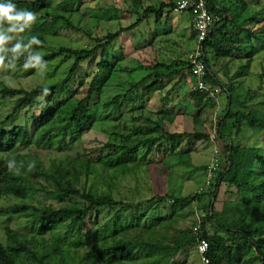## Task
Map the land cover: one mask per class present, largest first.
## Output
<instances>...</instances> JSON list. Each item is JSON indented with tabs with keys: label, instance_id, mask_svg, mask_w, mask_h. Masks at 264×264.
<instances>
[{
	"label": "trees",
	"instance_id": "1",
	"mask_svg": "<svg viewBox=\"0 0 264 264\" xmlns=\"http://www.w3.org/2000/svg\"><path fill=\"white\" fill-rule=\"evenodd\" d=\"M131 1L133 5L138 1L141 5L140 0ZM8 2L9 0H0V3ZM10 2L16 6L17 11L44 13L34 20L30 29L22 25V21L11 23L7 20L0 21V37L6 43V45L0 43V64L31 65L35 61H50L58 55L71 58V61L62 78L47 85H36L24 90L0 84V97H14L10 112L0 120V154L32 143L38 148L64 150L91 128L98 106L104 111L109 108L119 110L124 103L132 102L131 93L138 89L141 92L140 97L144 96L140 98L143 101L131 105L130 110L132 108L140 110L149 95L164 88L165 82L169 83L174 77L176 85L179 82L186 87V97L192 102V125L198 123L197 118L201 110L208 108L213 111L216 108L215 101L219 92H223L226 100L229 101H225V106L222 112L217 114L216 121L211 117V132L215 137L213 142L218 152V163L206 186V193L198 189L186 197H174L172 194L156 195L146 200L147 206L138 205L136 208L134 207L136 204L116 200L109 193H98L91 187L79 191L72 187L69 181L65 184L61 183L57 176L58 169L47 171L40 163H35L34 173L52 182L55 186L53 195L56 198L62 200L68 196H77L81 200L79 203L58 207L35 206L25 201L30 195L31 187L26 184L22 170L16 167L18 162L14 159L8 163L0 160V198L11 196L19 200L18 203L0 206V221L4 228V238L0 241V264H164L167 259H169L167 264H186L185 259H175L174 256L182 251L185 245L194 246L195 249L196 240L200 238H204L207 242L209 264L251 262L264 264V150L239 146L232 139L233 135L243 128L264 130V111L246 105L238 109L237 101H232L233 97L237 96L235 90L247 75L252 58L258 53L260 46L261 48L264 46V40L258 47L250 43L262 41L259 38L261 35L264 36V29L256 32L253 27L264 22V14H257L260 9L262 11L264 9L259 7L254 9V14L242 16L243 11L246 10L242 7L243 2L238 4L236 11L234 9L219 11L214 7V3L205 0L207 10L216 20L202 42V61L206 67L203 81L210 87H218L219 91L214 99L209 98L205 91L200 92L184 82L190 72L187 60L184 61L186 64L184 72L177 69V66L183 62L160 60L148 67L152 70L150 73L129 84L123 93L114 94L102 101L101 91L110 74L116 71L115 63L110 64L105 57L106 48L122 31H128L140 24L150 14L153 15L155 23H159L161 17L167 19L174 1L160 7H144L133 23L109 32L101 38L93 37L94 43L89 47L60 46L56 50L40 55L34 54L38 48L37 42L41 41L45 34L55 32L56 28L53 24L57 18L63 20L61 25L63 27L71 25L65 18L54 13L48 15L47 11L52 0H10ZM73 2L79 5L81 1H61L65 7H70L68 5ZM10 28L17 33L12 39L7 35V29ZM245 43L250 44L246 52L243 51ZM207 52L211 53L215 61L227 59L228 63L239 60L240 65L234 73L223 74L225 81H221L219 75L211 69L212 65L208 64ZM95 56L98 57V62L89 80L86 81L82 77L77 80L81 65ZM105 68L107 71L103 73ZM263 77L264 67L258 73L259 82ZM146 81L148 83L143 85ZM243 94L245 100L251 98L248 90L245 89ZM32 102L39 106L37 115L31 120L33 137L29 135L24 125L5 126L19 108ZM244 102L239 103L244 104ZM256 103L264 108V100ZM143 120L150 125L143 124L141 127L147 132H151L152 129L159 131L157 136H148L132 144H125L124 139L127 136L113 131L111 137L123 138V141L106 142L102 144L99 152L106 149L117 154V157L133 160L141 148L139 160L150 164L155 162L145 157L151 147L154 146L158 150L160 145H155L157 142H162V145L170 142L169 149H172L171 146L178 147L179 139L186 137L211 142L209 139L211 133L206 134L198 130L168 133L162 129L160 121L152 120L150 117H144ZM219 142L222 147L221 155ZM191 150L192 145L188 142L184 147L178 148L176 155L179 163L189 164L187 157ZM75 161L84 163L83 171L86 175L93 171V162L87 158L76 159L70 163L74 164ZM125 163L127 161L117 160L116 165ZM207 164L200 167L205 177ZM61 170L65 171V168L62 167ZM220 184H224L225 192L234 189L232 191L234 198L226 200L227 210L219 213L222 221L216 218L218 214L213 211L212 205L216 200ZM204 196L207 201L200 204ZM148 202L153 204L148 205ZM163 204L168 205L167 211H164ZM224 204L226 205L225 202ZM185 207H188L187 211L184 210ZM104 210L112 213L99 223L100 214ZM126 210H133L131 217L127 219L123 217ZM198 210L203 211L204 214L197 215ZM186 216L192 218L190 226L178 227L177 223ZM227 216L229 219H223ZM13 217L24 218L28 231L21 233L10 228L8 224ZM87 224L94 229L92 231L89 228L83 229ZM194 226H197L196 230H193ZM129 230L137 231L127 236ZM169 232H173L175 241L168 239ZM44 235L49 237L46 238ZM178 237L185 239L178 240Z\"/></svg>",
	"mask_w": 264,
	"mask_h": 264
},
{
	"label": "rangeland",
	"instance_id": "2",
	"mask_svg": "<svg viewBox=\"0 0 264 264\" xmlns=\"http://www.w3.org/2000/svg\"><path fill=\"white\" fill-rule=\"evenodd\" d=\"M61 1L62 0H52L47 13L48 15L54 13L59 17L65 18L71 26H61L63 20L57 18L56 22L53 24L56 28L55 32L45 34L43 39L37 42L38 48L34 52L35 55L56 50L60 46L69 48L89 47L94 43L92 40L93 37L101 38L109 32L128 26L133 23L139 13L141 14L142 10L139 1L136 5H133L131 0H80L81 2L79 5L73 2L68 5L70 7H65ZM233 6L232 9H234V11L239 7L238 4ZM262 9H264V6ZM254 12L255 10L253 8H248L243 11L242 16H249L254 14ZM43 13V11L36 13V18ZM257 14H264V10L262 11L260 9ZM168 19L171 21L172 26H169V21L165 24H163V22L155 23L153 15L150 14L145 18L143 23L141 22L135 25L128 31H122L106 48L107 54H105V57L110 64L114 65L115 63L116 71L110 74L101 91L100 97L102 101L114 94L123 93L129 84L150 73L152 70L148 67L153 66L157 61L164 60L167 62L174 60L175 62H183V64L177 66V69H181L182 72L185 71L186 64L184 61L191 49L187 48V51L182 50L180 53L175 52L174 54H172L173 52L171 53V50L173 47H179V39H177L179 35L181 36V40H183V36H186V41L190 42L188 36L190 17L187 13H170ZM33 23L34 20L28 24L23 22L22 25L30 29ZM253 29L256 30V32L261 31L264 29V22H262L260 26L255 25ZM168 30H173V32L169 33V38L165 33L168 32ZM153 32L159 34L157 40L163 41L167 39L176 42L174 45L171 44L172 46L170 45L169 48H166L167 55H165V57L158 56L151 48ZM162 32L164 33L162 34ZM174 32H176V34ZM16 34L17 33L14 32L12 28L7 29L9 39L15 37ZM259 39L262 41H251V45L258 47L260 45L259 43L262 44L264 36L261 35ZM4 41L3 43L6 45ZM189 44L191 45V43ZM249 46V43H245L243 51L245 50L246 52ZM184 48H186V45ZM208 57L209 52L206 53V58L209 61ZM70 61L71 58H64L58 55L50 61H35L31 65L4 66L0 64V84L24 90H29L36 85H47L62 78ZM97 62V56L89 59L88 62H84L81 65L76 79L78 80L79 77H82L84 80L88 81L90 75L96 69ZM262 67H264V46L262 48L260 46L257 55L252 58L247 75L243 77L242 83H240L235 90L237 96L233 97L232 101H237L236 106L238 109L246 105L258 111H264V108L256 103L257 101L264 100V77L261 82H259L258 79V73L261 71ZM106 71L105 68L102 72L105 73ZM220 80L222 81V79ZM223 81L225 80L223 79ZM174 82L175 77L172 78L169 83L165 82L164 88L149 95L147 100H145L146 105L143 104V108L140 110L133 108L130 110L131 105H137L139 101H143V99L140 98L144 96L142 95L140 97L139 94L141 92L140 90L138 91V89L131 93L132 102L127 104L124 103L119 107V110L109 108L104 111V109L98 106L97 108L99 109L95 110V121L91 128L84 132L77 141L70 145V147L64 150L38 148L32 143L24 147H15L8 153L0 154V160L4 163H8L13 159L18 162L16 167L22 170L21 173L22 176L26 178V184L31 187L30 195L26 197L25 201L35 206L51 205L54 207L71 205L81 201L77 196H68L62 200L56 198L53 195L55 186L52 182L34 173L33 166L35 163H40L42 168L47 171H53L55 168L58 169L59 173L57 176L61 183L65 184L69 181L71 186L79 191L86 187H91L98 193L106 192L116 200L132 203L133 205L136 204L134 206L136 208L138 205L139 207L147 206L145 205L146 200L156 195L172 194L174 197H186L198 189H202V192H205L207 190L204 184L206 177L200 167L207 164L211 157L212 143L208 140H193L186 137L179 139V146H171L172 149H169L170 142H166L163 145L162 142H157L155 145H160L158 150L154 146L151 147L147 151L145 157L155 162L150 164H146L144 161L139 160L140 153L142 152L141 148L136 153L133 160H126V158L120 156L117 157V154L106 149L99 152L102 144L106 142L111 143V141H114V143H121V141H123V138L111 137V132L113 131L127 136L124 139L125 144H132L136 140L148 136H157L159 131L152 129L151 132H147L141 127L143 124H149L144 122V117H150L152 120L160 121L162 123V129H165L168 133H171L169 131H175L177 133V131L192 130H198L206 134L210 133L212 124L211 115L213 112L210 109L206 111V116L204 115L203 118H201V122L199 121L197 124L193 123V125L191 122L189 123V118H172V116L162 117L158 115V112L161 111L160 109L163 108L161 104L166 101H170L171 103L176 101H189L186 97V87L182 85L183 83L177 82L176 85ZM147 83L148 81L143 85ZM172 83L174 84L172 85ZM245 89L246 91L248 90L251 96L250 99L245 100L243 97ZM224 95L223 92H219L216 98L218 102L223 101L222 106L217 111L218 115L222 112L225 101H229L226 100ZM243 101L249 102H244V104L241 103V105L239 102ZM13 102L14 97H0V120H3L6 114L10 112ZM38 107L39 106L35 102H32L30 105L25 104L17 110L16 114L5 126L24 125L29 135L33 137L31 120L37 115L39 111ZM187 110H191L189 106ZM218 115H214L213 118L215 121ZM232 139L233 142L239 146L254 147L255 149L259 148L262 151L264 150V130L243 128L242 130H238V132L233 135ZM187 142L191 143L192 150L187 157L190 161L189 164L184 165L179 163L176 153L178 148L184 147ZM218 144L221 155V143L219 142ZM98 153L101 154L98 155ZM98 156L100 157L98 158ZM85 158L93 162V171L87 175L83 171L84 163L82 161H75L74 164L70 163L76 159ZM117 160L127 161V163L116 165ZM62 167L65 168V171H60ZM224 190V184H220L217 190L216 200L212 204L213 211L218 214L216 218L220 221H222V217H219V213L223 210H227L226 207L228 202L226 200L234 198L232 194L233 188L226 192ZM18 201V199L11 196H4L0 198V206H8L18 203ZM206 201L207 198L204 196L202 202L199 203L203 204L206 203ZM150 204L152 205L153 203L148 202V205ZM163 205L164 211H167L168 205ZM184 210L187 211L188 207H185ZM132 211L133 210H126L123 213V217L126 219L131 217ZM110 213L112 212L104 210L100 214L101 218H99L98 222L102 223L107 219ZM148 213H151V211H148ZM200 214H204V212L198 210L197 215ZM191 219V216H186L180 219L177 226H190L192 222ZM223 219H229V217L227 216ZM8 226L17 232L25 233L28 231L25 219L22 217H13ZM86 228H89L91 231L94 229V227H91L89 224L83 229ZM136 231L137 230H129L126 235L130 236ZM171 234H173V232H169L168 239L175 241L176 237H174V234ZM44 237L48 238L49 235H44ZM144 237H146V235ZM3 238L4 228L0 221V241H3ZM177 239L183 240L185 238L178 237ZM174 258L180 260L185 259L186 264H199L194 246L185 245L183 250L175 255ZM168 262L169 259H167L164 264ZM248 264H254V262Z\"/></svg>",
	"mask_w": 264,
	"mask_h": 264
},
{
	"label": "built area",
	"instance_id": "3",
	"mask_svg": "<svg viewBox=\"0 0 264 264\" xmlns=\"http://www.w3.org/2000/svg\"><path fill=\"white\" fill-rule=\"evenodd\" d=\"M171 13H187L190 17L191 28L194 31V45L187 54V62L190 65V72L184 82L189 84L193 89L205 91L209 98H215V94L219 91L218 87H210L203 81L206 67L202 61L203 48L202 42L206 38L212 24L216 20L207 10L205 0H175L170 8ZM209 139L213 144L212 157L207 164L205 186L208 185L212 173L217 169L218 152L215 150L213 142L214 133L210 132ZM197 226L193 227L196 230ZM195 250L198 255L199 264H209L207 257V242L204 238L196 240Z\"/></svg>",
	"mask_w": 264,
	"mask_h": 264
},
{
	"label": "crops",
	"instance_id": "4",
	"mask_svg": "<svg viewBox=\"0 0 264 264\" xmlns=\"http://www.w3.org/2000/svg\"><path fill=\"white\" fill-rule=\"evenodd\" d=\"M141 1V7L142 9L144 7L147 6H153V7H157V6H162V5H168L169 3L175 1V0H140ZM212 3H214V7L221 11L223 10H231L235 5V4H239V3H244V5L242 6L243 9H248V8H259V7H263L264 6V0H210ZM228 4V5H226ZM164 9V8H163ZM166 9V7H165ZM167 21H169V19H164L163 17H161L159 19V23L163 22V24H165ZM142 23L144 22V20L141 21ZM261 23H259L260 26ZM169 26H172L171 21H169ZM177 31V30H176ZM173 32V30H168V32H165L169 38V33ZM192 29H191V24L189 23V40L190 42L186 41L187 37L183 36V40H181V36L179 35L177 37V39H179V43L177 48L173 47V49L171 50V53L174 54L176 53H180L182 50L187 51V48H192V46L194 45V35H192ZM176 34V32H174ZM159 34L154 33L153 32V36L151 38V48L156 52V54L158 56H162L165 57L166 48H169L171 44H175V41H170L167 39L162 40H157L158 39ZM166 36V37H167ZM191 43V45L189 44ZM186 45V48H184ZM190 45V46H189ZM172 46V45H171ZM182 46V47H181ZM184 51V52H185ZM190 52V50H189ZM257 55V54H256ZM187 56V55H186ZM167 58H175V57H167ZM185 58V55H184ZM209 61L208 64L212 65L211 69H214V73H216V75H219V78L225 80V78L222 76L223 74H231L234 73L237 69V67L240 65V61L239 60H235V61H231L227 63V59H219L217 61H215L214 59H212V55L211 53H209ZM185 60V59H184ZM248 73V72H247ZM187 102V103H186ZM216 102V108H214L211 117H214V115H217V111L219 110V108L222 106V102L223 101H215ZM126 103H130V102H126ZM140 104V103H138ZM146 105V103H144ZM219 104V105H218ZM161 106L163 107L162 109H160L161 111L158 112V115H161L162 117H169L172 116V118L174 117H183L184 119L189 118V123L191 121V110H187V107L189 106L190 109H192L193 105L191 101H176L174 103H171L170 101H166L164 103L161 104ZM182 107V108H181ZM194 110L196 111V109L194 108ZM212 110V109H211ZM208 108H204L203 110H201L200 114L198 115V122H201V118H203V116L207 114ZM206 121V120H205ZM169 132H174L175 131H169ZM182 132V131H177V133ZM186 132V131H184ZM190 132V131H189ZM201 215V214H200Z\"/></svg>",
	"mask_w": 264,
	"mask_h": 264
},
{
	"label": "clouds",
	"instance_id": "5",
	"mask_svg": "<svg viewBox=\"0 0 264 264\" xmlns=\"http://www.w3.org/2000/svg\"><path fill=\"white\" fill-rule=\"evenodd\" d=\"M7 20L8 22H20L25 24L31 23L36 20V14L29 11H17L16 6L10 2L0 3V21ZM3 42V38L0 37V43Z\"/></svg>",
	"mask_w": 264,
	"mask_h": 264
}]
</instances>
